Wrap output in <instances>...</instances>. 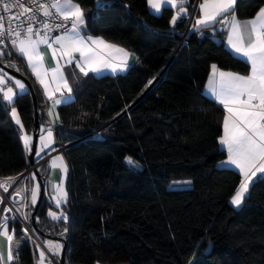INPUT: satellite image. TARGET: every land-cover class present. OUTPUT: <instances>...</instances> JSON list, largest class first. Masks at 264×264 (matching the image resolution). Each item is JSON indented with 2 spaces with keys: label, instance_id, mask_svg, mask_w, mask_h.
<instances>
[{
  "label": "trees",
  "instance_id": "trees-1",
  "mask_svg": "<svg viewBox=\"0 0 264 264\" xmlns=\"http://www.w3.org/2000/svg\"><path fill=\"white\" fill-rule=\"evenodd\" d=\"M74 2L84 11L89 35L127 48L138 61L122 75L87 77L73 90L74 101L59 108L56 150L73 144L62 151L68 219L48 218L54 207L46 181L36 228L30 219L40 243L66 238V264H264V179L250 187L241 208L230 204L241 176L219 167L227 157L219 148L223 111L204 95L213 64L226 72L249 70L224 47L225 29L213 35L204 29L203 37L191 30L179 47L187 17L173 27L172 9L156 16L147 0H110L102 10L96 0ZM200 2L189 0L185 7L191 13ZM263 6L264 0H237L235 15L248 20ZM0 61L31 82L40 127L45 125L42 94L23 60L9 49ZM149 80L155 84L144 94ZM33 104L28 91L15 105L32 136ZM10 110L0 104V179L30 168ZM126 157L139 168L127 165ZM45 166L38 167L42 178L48 177ZM11 225L22 241L20 264H36L39 245L20 222Z\"/></svg>",
  "mask_w": 264,
  "mask_h": 264
},
{
  "label": "snow or ice",
  "instance_id": "snow-or-ice-1",
  "mask_svg": "<svg viewBox=\"0 0 264 264\" xmlns=\"http://www.w3.org/2000/svg\"><path fill=\"white\" fill-rule=\"evenodd\" d=\"M109 3L110 0H96V8L102 10ZM186 3L187 0H147L149 8L156 13L165 8L177 9L170 21L173 27L187 14ZM236 3L237 0H202L199 3V15L192 24V29L203 34L204 29L216 30L217 24L226 28L228 48L251 66L249 75H240L222 71L213 64L207 83V91L216 102L223 105L227 113L223 120V135L219 137V144L227 151V159L221 161L219 166H233L242 177L231 197V204L239 208L256 179H264V7L260 8L253 18L240 21L235 15ZM0 6L9 14L7 23L4 16H0V45L6 47L5 40L9 41L12 49L26 61L31 74L42 86L43 95L50 102L49 125L59 119V114H54L56 107L72 101L73 83L79 76L88 77L90 73L99 74L104 71L115 74L126 72L130 67L129 61L134 56L133 53L103 38L81 34L82 29L86 27L85 14L74 0H27V3L21 0L11 2L0 0ZM13 9L18 11L13 14ZM53 18L62 22L52 24L50 21ZM13 20L20 21L15 28L12 25ZM59 29H64L62 34L49 35L50 32ZM41 46L50 50L52 59L56 61L54 68L45 67ZM4 54V49L0 48V57ZM8 54L11 55V52ZM61 60L64 61L63 65L60 63ZM70 66L73 70L66 75L64 68ZM49 72L51 80L48 78ZM152 83L153 80L148 81V85ZM28 91L21 79L9 77L0 69V104H4L5 107L11 106L10 118L19 125L23 133L24 147L31 153L33 137L23 131L24 125L15 107L17 96L27 94ZM40 133L41 147L36 151V156H40L45 149H49L55 143L51 126L41 127ZM125 160L130 167H138L137 162L131 157H126ZM51 167H59L63 172H67L62 156L53 158ZM17 179L18 177H7L0 180V189L8 192ZM32 179H36L35 174L32 175ZM39 189L38 183L31 189L32 205L37 203ZM25 190L16 189L14 196L10 197L12 202L16 203V198ZM54 191L56 194L53 199L56 207L60 208L62 204L67 203L68 195L62 181L54 185ZM2 203L4 198L0 197V204ZM12 212L13 209L10 207L0 209V236L6 238L9 244L8 261L14 259L11 245L15 231L10 234L8 230L9 220H16L15 216L8 215ZM23 215L25 220L29 219L28 215ZM48 215L53 220L68 219L63 211L59 213L49 211ZM23 232L26 235L28 229L24 228ZM46 246L53 255H59L63 248L61 244L52 241H47ZM39 259L41 264H44L46 257L42 250ZM2 260L3 257L0 256V261Z\"/></svg>",
  "mask_w": 264,
  "mask_h": 264
},
{
  "label": "crops",
  "instance_id": "crops-1",
  "mask_svg": "<svg viewBox=\"0 0 264 264\" xmlns=\"http://www.w3.org/2000/svg\"><path fill=\"white\" fill-rule=\"evenodd\" d=\"M189 3V0H187V3H186V5ZM201 3V2H200ZM185 5V6H186ZM264 7V6H263ZM166 9V8H165ZM165 9H162V11L163 10H165ZM173 11H174V15L176 14V11H177V9H175V8H173L172 9ZM148 11L151 13V14H153V15H156V16H159V15H161V13H162V11L160 12V13H156V12H154L153 10H151L150 8H149V6H148ZM199 3H198V7H197V14H196V18L198 17V15H199ZM191 13H189L188 14V16H187V19H188V17H189V15H190ZM183 17H181L180 18V20L182 19ZM196 18H195V20H196ZM180 20H178L177 21V23L180 21ZM195 20H194V22H193V24L195 23ZM85 21H86V18H85ZM240 21H244V20H240ZM220 26V25H219ZM225 29V37H224V40H223V42H224V47L228 50V51H230V49L228 48V46H227V29L226 28H224ZM191 30H193L192 29V27H191ZM190 30V31H191ZM82 35H89L87 32H86V28H83L82 29V33H81ZM202 34V33H201ZM90 36H92V37H94V38H96V37H99V36H93V35H90ZM100 38H103V37H100ZM105 41H107L106 39H104ZM217 41H219L220 39H216ZM107 42H109V41H107ZM109 43H111V42H109ZM114 44V43H113ZM117 45V44H116ZM118 46H120V45H118ZM120 47H123V46H120ZM123 48H125V47H123ZM126 50H128L127 48H125ZM12 50V52L14 53V55L15 56H17L18 58H20V59H22L23 60V62H24V64H25V68L27 69V71H28V73L30 74V76L32 77V80H34L35 81V83L37 84V86L39 87V89H40V92H41V94H42V97H43V101H44V106H43V109H42V112H43V114L45 115L44 117H46V119H47V123L45 124V125H41V127H48V126H51L53 129L60 123V117H59V119L58 120H56V122L54 123V124H51V125H49V121H50V117L48 116V110H49V107H50V102L49 101H47L46 100V98L44 97V95H43V88H42V86L36 81V78L31 74V71H30V69L27 67V63H26V61L23 59V58H21V57H19L18 56V54L13 50V49H11ZM41 51L44 53V62H45V67L47 68V69H52V68H54L55 66H56V61L55 60H53L52 59V56H51V52H50V50L49 49H47L45 46H41ZM129 51V50H128ZM129 52H131V53H133L132 51H129ZM231 52V51H230ZM134 54V56L130 59V61H129V64H130V67H132L133 65H135L136 63H137V61H138V56L135 54V53H133ZM234 54V53H233ZM235 56H237L238 57V59H241V60H243L241 57H239L237 54H234ZM244 61V60H243ZM60 63H61V65H63L64 64V61L63 60H61L60 61ZM247 64V63H246ZM248 65V67H249V70H248V73L247 74H241V73H238V72H233V71H227V72H233V73H237V74H240V75H249L250 74V72H251V66L249 65V64H247ZM130 67H129V69H130ZM128 69V70H129ZM72 70H73V67L72 66H70V67H65L64 68V71H65V74L67 75V74H69V73H71L72 72ZM127 70V71H128ZM221 70V69H220ZM126 71V72H127ZM222 71H226V70H222ZM77 72H78V70H77ZM126 72H118V73H115V74H113V73H111L110 71H104V72H102V73H99V74H89V76H88V78H100V77H102V76H115V75H122V74H125ZM210 74H211V72H209ZM210 76V75H209ZM209 76H208V78H209ZM49 80H51V72H49ZM87 77H83V76H79V78H78V80L76 81V82H74L73 83V90H75V88H77V86H79L85 79H86ZM70 82H72V78L70 77ZM207 83H208V79H207V81H206V84H204V95L206 96V98H208L209 100H211L212 102H214L217 106H219L220 108H221V110L223 111V116L221 117V119H220V121H219V123H220V126H221V128H222V134H221V136L223 135V120H224V117H225V115L227 114L226 113V111L224 110V108H223V105H220L218 102H216L215 100H214V98L211 96V94L207 91ZM153 84V83H152ZM53 87L55 86V85H52ZM23 94V93H22ZM21 95V94H20ZM72 96H73V99H72V101L70 102V103H72L73 101H74V99H75V96H74V91H73V93H72ZM67 104H69V103H62L61 105H59V106H57L56 107V109L54 110V114L55 113H58L59 114V108L60 107H62V106H64V105H67ZM10 112H11V110H10ZM21 119V118H20ZM14 122V121H13ZM22 122V121H21ZM14 124H15V122H14ZM15 126L17 127V129H18V131L21 133V136L23 135V133H22V131H21V129H20V127H19V125H16L15 124ZM40 127V128H41ZM26 129H25V127H24V129H23V131L24 132H27V131H25ZM28 133V132H27ZM29 134V133H28ZM46 134V133H45ZM40 135H41V133H40ZM40 135H39V137H40ZM32 136V135H31ZM53 136H54V140H55V135H54V130H53ZM33 137V136H32ZM23 141V140H22ZM32 142H33V139H32ZM39 142H40V139H38V144H39ZM23 143V142H22ZM219 148H221V149H223V150H225L226 151V149H224L220 144H219ZM45 150H50L49 151V153L48 154H52L53 152H55L56 151V147H55V143L54 144H52L51 145V147L49 148V149H45ZM25 151H26V156H28L29 155V152L25 149ZM226 153H227V151H226ZM226 159H227V157H226ZM226 159H224V160H226ZM220 165V164H219ZM219 167H221V166H219ZM221 168H228V169H233V170H235L236 172H238V170H236L233 166H227V167H221ZM22 175H20V176H18V178L19 177H21ZM241 179H242V177H241ZM258 179V178H257ZM256 179V180H257ZM0 180H2V179H0ZM251 187V186H250ZM10 191V189L8 190V192ZM1 192H3L4 193V191H3V189H0V197H3L2 195H1ZM8 192H6V193H8ZM248 195V194H247ZM21 196H23V195H21ZM22 199V198H21ZM30 200H31V198H30ZM17 202H16V204H17V206H19L20 208L21 207H23L22 205H23V200H16ZM245 201H246V199H245ZM245 201H244V203H245ZM244 203L239 207V208H241L243 205H244ZM230 204H231V199H230ZM232 205V204H231ZM233 207H235V208H237L236 206H234V205H232ZM3 208H5V204L4 203H2V204H0V209H3ZM8 215L11 217V216H13V213H8ZM49 216V215H48ZM48 218H50L51 220H53L50 216L48 217ZM53 221H58V220H53ZM13 222H18L17 220H15V221H13V220H9V222H8V230H9V233L11 234L12 232H13V228H12V223ZM47 241H51V240H45L43 243H41L42 244V246H43V248H41L40 246V249L42 250V251H44L45 252V257H46V259H45V261H44V264H49V262H51V264H55L54 262H53V260L52 259H50V258H53L54 260H56L57 262H59V258H60V254H61V252H62V250H61V252L59 253V255H53L52 254V252H50V251H48V248H47V246H46V242ZM21 243H22V241L21 240H18V239H16V237H15V235H14V239H13V242H12V245H11V247H12V251H13V256H14V259L12 260V261H8L7 260V254H8V248H9V244H8V241L6 240V238H4L3 236H0V256H2L3 257V260L2 261H0V264H20V261H19V251H20V247H21ZM40 243V242H39ZM59 243V242H58ZM59 244H61V243H59ZM62 245V244H61ZM40 250V251H41ZM40 253V252H39ZM38 256V259H37V262H36V264H41V262H40V259H39V255H37Z\"/></svg>",
  "mask_w": 264,
  "mask_h": 264
},
{
  "label": "water",
  "instance_id": "water-1",
  "mask_svg": "<svg viewBox=\"0 0 264 264\" xmlns=\"http://www.w3.org/2000/svg\"><path fill=\"white\" fill-rule=\"evenodd\" d=\"M189 12L187 11V14L183 15L182 17L183 18H186L188 16ZM222 27L221 25L218 26L217 30L213 31L212 35L215 34V33H218L220 31H222ZM200 37H203V34H200ZM0 69L3 70L4 73H7L9 77H14L16 79H21L27 86L28 90H29V93L31 94L32 96V99H33V105H34V125H35V129L34 132H33V142H32V152L28 155L29 157V163H30V168H28V170L26 172H24L22 174V176H25L29 173V171L31 170V167L34 168V174L38 180V184L40 185V195H39V199L37 201V204L35 205V208H34V211L31 213V216L29 219H31V225L33 226V228H36V221H37V214H38V210L41 206V203H42V200L44 198V191H45V183H46V179H47V175L43 176V178L40 176L39 174V171L37 168H35L38 164H40L42 162V160L44 158H42L41 160L39 161H35V153L37 151V146H38V139H39V130H40V122H39V113H40V109H39V105H38V100H37V97H36V94L34 93V89H33V86L31 84V82L28 80V78L22 74H20L19 72H17L16 70H14L13 68L7 66L6 64H4L2 61H0ZM155 84V82L150 86L148 87V89L146 90V92L144 94H146L150 89L151 87ZM10 86V85H9ZM20 96V94L17 96L16 100H15V105L17 103V100H18V97ZM11 108V106H9ZM71 145L73 144H70L68 146H65L63 148H60V149H57L56 151H63V150H67L68 147H70ZM48 156V155H47ZM46 156V157H47ZM5 195V194H4ZM4 199L7 198L5 196H3ZM16 200H19V197L16 198ZM30 224L27 223V229H28V234L30 235V237L32 238V240H35L36 243L41 247L43 248L42 244L39 243V239L37 238L35 232L33 231V228ZM54 240H56L57 242H61L63 244V248H62V252L60 254V258H59V262H57L56 260H54L53 258H50L52 260H54L56 262V264H66V254H67V251H68V240L64 237H56ZM209 253V251L207 252Z\"/></svg>",
  "mask_w": 264,
  "mask_h": 264
},
{
  "label": "rangeland",
  "instance_id": "rangeland-1",
  "mask_svg": "<svg viewBox=\"0 0 264 264\" xmlns=\"http://www.w3.org/2000/svg\"><path fill=\"white\" fill-rule=\"evenodd\" d=\"M41 147V144L39 142L38 146H37V150ZM50 150H45L44 152H42L40 154V156H36L35 155V161H39L41 160L42 158H44L42 160L41 163L45 162L46 163V166L45 168H47V171H48V179H47V197L49 199V201L51 202V205H53L54 209L51 210L53 212H57L59 213L60 211H63L62 209V206L65 205V204H62L60 208H57L56 207V203H55V200L53 199V197L55 196V191H54V185H57L59 184L61 181L63 182V186H64V189L67 191V182H68V167H67V162L65 160V157L63 156L62 152L61 151H55L53 152L52 154H48ZM48 155V156H47ZM47 156V157H46ZM57 156H62L63 157V161H64V164L66 165L67 167V172H63L59 167L57 168H52L51 167V161L53 158L57 157ZM40 163V164H41ZM40 164H38L35 168L38 169V167L40 166ZM127 164V163H126ZM139 168V166L137 167ZM135 168V169H137ZM34 174V171L32 170L31 172H29V175H26L25 177H19L16 182L14 184H12V186H14V189L12 190L15 191L16 189L18 188H24L26 189V186L27 184H29V179L31 178L32 179V175ZM33 180V179H32ZM38 183V180L37 178L35 180H33V186L32 188ZM12 186L9 188L11 189ZM27 191V189L25 191H22L21 193L24 194L25 192ZM39 192H40V189H39ZM68 194V192H67ZM40 195V193H39ZM31 198V196H30ZM38 199H39V196H38ZM37 199V201H38ZM67 200H68V195H67ZM31 201V200H30ZM12 203V202H11ZM37 204V203H36ZM6 206L5 207H9V205L5 204ZM25 205H27V207H25V213L26 215H28V217L30 218V210L28 212V209L29 207H31V205L28 206V204L25 203ZM11 208V207H10ZM19 209V213L21 214V211L24 210L23 207H16V209ZM64 212V211H63ZM13 213V216H16V213L12 212ZM22 215V214H21ZM28 223L30 224V219H28ZM50 240V239H48ZM52 242L54 243H58L57 241H54V240H51ZM36 243V241H35Z\"/></svg>",
  "mask_w": 264,
  "mask_h": 264
},
{
  "label": "built area",
  "instance_id": "built-area-1",
  "mask_svg": "<svg viewBox=\"0 0 264 264\" xmlns=\"http://www.w3.org/2000/svg\"><path fill=\"white\" fill-rule=\"evenodd\" d=\"M10 2H11V0H10ZM21 2L27 3V0H21ZM197 7H198V3H196V5L194 6V8H193L191 14L189 15V17H188V19H187L186 30H185L184 34L181 35L182 38H181V40H180L179 47H181V46L184 45L185 40H186V38H187V34H189V32H190V30H191L192 24H193V22H194V20H195V18H196ZM17 11H18V9H13V14L16 13ZM0 16H4L5 23H7L9 14H7V13L4 12L2 6H0ZM40 19L42 20L43 17H40ZM60 22H62V21H57V20H55L54 18L50 21V23H52V24L60 23ZM17 23H20V21H17V20H13V21H12V25H13L14 28H15V25H16ZM37 26H39V25H37ZM63 31H64V29L54 30V31L50 32L49 35H51V36L60 35V34H62ZM5 44L7 45L6 47H5V45H0V48H3V49H4V53H5L7 50L12 49L11 44H10L9 41L5 40ZM59 151H60V150H59ZM61 152H62V151H61ZM32 170H34L33 167H31V170H30L29 172H31ZM27 175H29V173H28ZM25 176H26V175H25ZM25 176H21V177H25ZM13 189H14V186H12V188L10 189V191H9L8 193H6V192L3 193V192H1V195H2V196L7 197V198L4 199V204L9 205V207H11V208L13 209V212L16 213V216H15V217H16V220H17L18 222H20V223L23 225L24 228H27L28 219L25 220V219H24V215H23V214H26V213H25V207H23L24 210L21 211V214H22V215H21L18 211H16V207H18L17 204H16V203H13L12 200L10 199V197L14 196V194H15V191L12 192ZM26 189H27V188H26ZM28 192H29V191L27 190L24 194L21 193V194H20V197H19V200H23V205H25V203H26V204H28V206H29V205H30V198L28 197ZM4 194H5V195H4ZM21 195H23V196H21ZM3 198H4V197H3ZM21 198H22V199H21ZM11 202H12V203H11ZM23 205H22V206H23ZM5 206H6V205H5ZM29 209H30V207H29ZM29 209H28V212H29ZM28 224H29V223H28ZM53 262L56 264V262H55L54 260H53Z\"/></svg>",
  "mask_w": 264,
  "mask_h": 264
}]
</instances>
